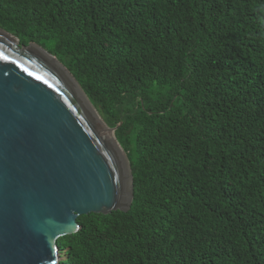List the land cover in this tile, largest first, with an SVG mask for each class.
Returning a JSON list of instances; mask_svg holds the SVG:
<instances>
[{
    "label": "trees",
    "instance_id": "obj_1",
    "mask_svg": "<svg viewBox=\"0 0 264 264\" xmlns=\"http://www.w3.org/2000/svg\"><path fill=\"white\" fill-rule=\"evenodd\" d=\"M131 164V209L78 218L61 264H264V0H0Z\"/></svg>",
    "mask_w": 264,
    "mask_h": 264
},
{
    "label": "water",
    "instance_id": "obj_2",
    "mask_svg": "<svg viewBox=\"0 0 264 264\" xmlns=\"http://www.w3.org/2000/svg\"><path fill=\"white\" fill-rule=\"evenodd\" d=\"M0 53V264H61L79 217L131 209V164L55 56L1 28Z\"/></svg>",
    "mask_w": 264,
    "mask_h": 264
},
{
    "label": "snow or ice",
    "instance_id": "obj_3",
    "mask_svg": "<svg viewBox=\"0 0 264 264\" xmlns=\"http://www.w3.org/2000/svg\"><path fill=\"white\" fill-rule=\"evenodd\" d=\"M0 58L7 59V57H6V56H4V54H3V53H0Z\"/></svg>",
    "mask_w": 264,
    "mask_h": 264
},
{
    "label": "rangeland",
    "instance_id": "obj_4",
    "mask_svg": "<svg viewBox=\"0 0 264 264\" xmlns=\"http://www.w3.org/2000/svg\"><path fill=\"white\" fill-rule=\"evenodd\" d=\"M64 255H65V253H63V255H62L63 258L65 257Z\"/></svg>",
    "mask_w": 264,
    "mask_h": 264
}]
</instances>
